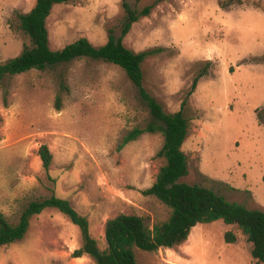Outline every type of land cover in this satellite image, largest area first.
<instances>
[{
	"label": "rangeland",
	"instance_id": "1",
	"mask_svg": "<svg viewBox=\"0 0 264 264\" xmlns=\"http://www.w3.org/2000/svg\"><path fill=\"white\" fill-rule=\"evenodd\" d=\"M126 1L139 10L152 6L124 37L136 52L156 50L143 63L144 87L167 112L183 110L191 119L183 145L189 174L182 181L264 210V0ZM35 4L0 0V62L30 43L18 16ZM125 17L123 0L56 4L47 20L50 46L62 49L81 37L103 45L110 29L121 33ZM207 61L208 73L190 94ZM61 71L67 90L60 87ZM151 117L126 72L104 60L79 57L0 81V211L16 223L31 200L55 192L88 216L101 248L109 218L165 220L170 209L142 192L165 164L158 155L164 135L144 132L119 148ZM43 144L53 153L49 172L39 155ZM229 230L234 243L225 239ZM82 243L80 227L48 207L31 219L22 240L0 248V264H96L89 255H73ZM251 248L237 224L217 220L194 226L182 245L137 254L140 264H263Z\"/></svg>",
	"mask_w": 264,
	"mask_h": 264
},
{
	"label": "trees",
	"instance_id": "2",
	"mask_svg": "<svg viewBox=\"0 0 264 264\" xmlns=\"http://www.w3.org/2000/svg\"><path fill=\"white\" fill-rule=\"evenodd\" d=\"M69 0H36L35 6L26 13H19V27L29 37L22 52L4 62H0V81L7 77L31 69L46 70L67 65L79 57L104 60L119 65L136 86L139 95L148 105L151 119L144 128L135 127L123 138L119 148L136 140L144 132H161L164 144L158 155L165 158L152 186L144 189L145 195H153L162 201L170 214L165 220L150 225L146 218L138 214L121 213L109 218L105 225L107 246L101 248L92 235L88 216L80 213L70 200L58 197L55 192L48 196L31 200L22 210L16 223H12L0 211V248L22 240L27 233L31 219L48 207L64 213L80 227L83 243L73 252L75 257L89 255L96 264H140L138 250L156 251L161 247L174 248L185 243L197 224L223 220L226 224H237L252 244V257L264 264V210L249 208L243 203L228 200L214 189L198 183L182 181L189 174L188 156L183 145L190 129V117L183 111L167 112L163 105L144 87L143 63L156 52L155 49L136 52L124 43V37L133 24L151 13L152 6L142 10L132 8L126 0L123 7L126 12L121 33L110 29L105 44L95 46L87 37H81L62 49L54 50L50 46L48 17L56 4ZM211 61L199 72L192 83V94L201 77L208 73ZM61 89H68L65 72L59 73ZM6 95L9 90H5ZM61 94L57 96L60 106ZM46 172L53 162V153L48 145L39 149ZM264 180V176H263ZM227 242L237 240L232 231L225 234Z\"/></svg>",
	"mask_w": 264,
	"mask_h": 264
}]
</instances>
